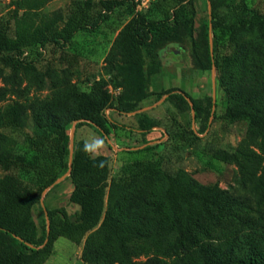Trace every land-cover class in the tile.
I'll list each match as a JSON object with an SVG mask.
<instances>
[{"label": "trees", "instance_id": "1", "mask_svg": "<svg viewBox=\"0 0 264 264\" xmlns=\"http://www.w3.org/2000/svg\"><path fill=\"white\" fill-rule=\"evenodd\" d=\"M52 1L12 0L8 15L0 19V130H30L35 152L18 158L13 140L0 135V167L19 169L26 176L0 178V264H46L60 238L83 244V264H259L264 260V249L251 247L239 254L237 240L226 235L224 244H216L214 236L234 222L255 223L252 214L263 219L264 14L230 0L232 18L210 21L207 64L194 54L199 69L217 70L230 97L223 118L249 122L235 149L210 150L213 158L237 167L235 186L225 190L204 185L183 170L170 171L165 157L141 159L143 151L121 166L123 181L110 178V157L84 152L85 141L75 142L71 152L68 131L74 123L77 129L91 125L107 140L111 130L121 125L105 110L128 114L150 96V81L162 69L153 44L171 39L180 29L193 35L190 14L196 13L195 0H175L176 8L165 17H159L160 10L151 3L132 18L126 35L137 47L119 51L121 62L115 57L114 64L106 67L112 85L120 89L119 105L107 91L97 98L72 100L73 69H40L30 51L48 44L67 48L77 33L95 31L123 0H74L67 13L45 14L43 9ZM211 36L216 50L227 47L221 60L212 56ZM31 89L36 91L33 96ZM191 102L196 112H203L197 100ZM159 127L158 120L144 114L136 131L145 137ZM166 133L183 143L200 138L179 122ZM67 170L74 186L70 201L80 207L79 216L73 219L64 208L50 210L47 230L38 242L32 208ZM261 238L264 243V235Z\"/></svg>", "mask_w": 264, "mask_h": 264}, {"label": "rangeland", "instance_id": "2", "mask_svg": "<svg viewBox=\"0 0 264 264\" xmlns=\"http://www.w3.org/2000/svg\"><path fill=\"white\" fill-rule=\"evenodd\" d=\"M73 1L53 0L43 9V12L45 14H53L56 11L67 13ZM143 1L145 0H123L121 5L106 16L95 31L85 30L77 33L65 49L54 44L37 47L30 51L31 59L40 69L48 66L59 69L71 67L74 71L75 85L69 93L72 100L97 98L101 92L107 91L111 93L115 105L121 104L120 89H115L112 85L111 74L106 67L110 63L114 64L115 57L117 62H121L119 51H128L137 47L135 42H131L128 38L126 32L132 18L137 13L147 10L145 7H140ZM238 1L244 2L248 9L258 10L264 14V0ZM11 2L12 0H0V19L8 15ZM176 2L175 0H151V3L160 10L159 17L169 16L176 8ZM229 2L230 0H195L196 13L193 17L190 14L194 27L193 35L180 29L171 39L154 42V49L160 53L162 69L150 81V96L133 112L124 115L118 112L111 114L112 120L121 125L123 137L131 138L127 142L120 140L122 143L120 147L123 150L120 147L115 149L118 154H122L126 162L139 158L135 153L143 151L140 154L141 159L165 157L170 171L188 172L204 185H219L225 190L235 186L237 167L213 158L210 150L235 149L246 136L249 122L245 120L232 122L223 118L230 106V97L219 83L217 70L215 68L201 70L194 61V54L197 53L207 64V33L212 34L210 21L213 17L230 20L234 5ZM98 10L99 7H96L95 14ZM211 43L214 58L221 60L227 52L226 45H221L216 50L212 36L209 38L210 49ZM171 90L174 92L169 93ZM30 94L35 95V89H31ZM191 98L197 100L203 112L198 113L193 109ZM144 114L160 122V127L155 129L164 131L165 140L150 145L147 137L136 131L138 120ZM175 122H179L188 130H195L200 138L196 140L192 137V142L187 143L172 139L166 132L168 129H173ZM82 126L79 129L76 128L77 126L69 129L71 146L72 143L78 142ZM0 135L13 140L16 157L35 154L29 142L30 130L3 129L0 130ZM102 139L106 143V139L104 140L103 137ZM112 154L110 178L123 181L125 178L120 173L121 159L115 152ZM12 176L22 179L26 177L19 169L6 171L0 167V178ZM73 189L69 170H67L54 186L42 194L40 202L33 206L32 216L38 228L36 236L38 242H42L47 230V213L50 210L64 208L73 219L78 218L80 207L70 201ZM252 215V220L255 222L253 224L234 222L219 229L214 235L216 244H224L227 235L234 241L237 240L239 254L246 253L251 247L263 250L264 243L261 237L264 235V212L263 219L256 214ZM82 250L83 244L76 245L65 238H60L55 244L53 256L46 264H83ZM258 263L264 264V260Z\"/></svg>", "mask_w": 264, "mask_h": 264}, {"label": "crops", "instance_id": "3", "mask_svg": "<svg viewBox=\"0 0 264 264\" xmlns=\"http://www.w3.org/2000/svg\"><path fill=\"white\" fill-rule=\"evenodd\" d=\"M82 127L84 130L82 129V131L78 135V137H79L78 141H85V142L90 143L93 140V138L102 139V136L96 130L92 129L91 125L84 124ZM145 137H147V139L149 141L148 144L152 145L153 143H155L157 141L165 140L166 135L162 129H157V130L155 129L151 133H148ZM120 140H121V142L122 141L127 142V141L131 140V138L123 137L122 130H120V128L119 129L113 128L111 130V133H110L108 139L106 140V143L103 141L104 142L103 147L98 149L96 152H92L91 156L92 157L107 156V157L112 158V156H113L112 152H115L116 156H118V158L121 159V162L123 165L127 160L126 159L123 160L122 154L121 153L118 154L115 150L116 147H120L122 145V143H120ZM120 148L122 149V147H120ZM127 150H129V149H127ZM118 152H119V150H118ZM72 192H73V190H72Z\"/></svg>", "mask_w": 264, "mask_h": 264}, {"label": "clouds", "instance_id": "4", "mask_svg": "<svg viewBox=\"0 0 264 264\" xmlns=\"http://www.w3.org/2000/svg\"><path fill=\"white\" fill-rule=\"evenodd\" d=\"M103 140L99 139V138H93V140L88 143H85V147H84V152L85 153H92V152H96L98 149H100L101 147H103Z\"/></svg>", "mask_w": 264, "mask_h": 264}, {"label": "built area", "instance_id": "5", "mask_svg": "<svg viewBox=\"0 0 264 264\" xmlns=\"http://www.w3.org/2000/svg\"><path fill=\"white\" fill-rule=\"evenodd\" d=\"M151 4V0H145V1H143L142 3H141V6L140 7H145V8H148L149 6L148 5H150ZM114 113V110L113 109H111V108H108V109H106L105 110V115L108 117V118H112V116H111V114H113ZM73 128H75L76 126H77V123H74L73 125ZM71 126V127H72Z\"/></svg>", "mask_w": 264, "mask_h": 264}, {"label": "water", "instance_id": "6", "mask_svg": "<svg viewBox=\"0 0 264 264\" xmlns=\"http://www.w3.org/2000/svg\"><path fill=\"white\" fill-rule=\"evenodd\" d=\"M211 53H212V56H213V46H212V43H211ZM73 149H74V143H72V146H71V152L72 153H73ZM70 171H69V175H70Z\"/></svg>", "mask_w": 264, "mask_h": 264}]
</instances>
